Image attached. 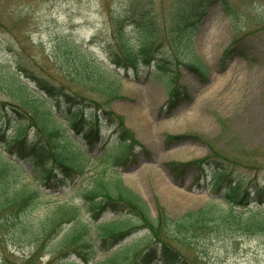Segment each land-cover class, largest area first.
Segmentation results:
<instances>
[{"label": "rangeland", "instance_id": "374dc122", "mask_svg": "<svg viewBox=\"0 0 264 264\" xmlns=\"http://www.w3.org/2000/svg\"><path fill=\"white\" fill-rule=\"evenodd\" d=\"M176 1L0 0V102L11 98L5 89L10 69L19 71L23 81L36 86L34 78L71 84L68 73L73 69L74 56L93 57L113 68L105 52L115 42L111 32L113 17L127 22V34L135 46H143L149 38L145 39L148 34L140 18L142 9H148L151 17L164 26L153 33L157 49L149 67L142 65L138 73L119 69L120 97L111 102L110 108L121 118V125L118 116L107 120V116L99 115V143L89 153L83 172L62 177L65 180L59 187H46L34 180L35 170L24 163L21 178L29 187L39 188L40 196L26 227L30 237L16 235L15 215L9 219L0 214V264L81 263L72 250V240L64 232L67 224L55 235L36 240L45 232L43 221L61 203L76 204L80 207V223L94 227L79 246L87 251L93 243L100 249L95 260L108 254L100 248L96 224L111 218L107 224L111 231L130 228L121 245L130 241L132 248L143 249L163 239L164 225L148 227L146 221H136L118 211L106 210L93 220L85 192L96 179L106 180L118 174L124 185L142 197L152 218L161 206L168 217L177 219L207 200H220V193L210 191L211 173L217 167L231 166L233 178L251 175L255 165L264 170V0H228L232 17L219 3L211 5L193 35L190 50L174 47L177 32L171 29L167 13L177 6ZM232 40L242 55H234L220 68L222 51ZM193 55L206 66V81L199 80L182 61L174 66L177 57L186 61ZM163 58L176 68L174 83L185 86L192 98L170 113L163 106L170 80L164 72L156 76V61L162 62ZM117 124L133 140L124 162L116 159L121 148ZM14 128L15 124L9 123L4 131L12 133ZM26 133L29 144L35 134L30 128ZM212 151L221 154L216 156L218 162H211L205 169L190 165L180 172L181 163ZM57 175L60 180L61 174ZM250 208L253 210L254 205ZM237 229L197 237L199 252L185 243L175 245L196 264H264V233ZM136 259L133 257L130 263Z\"/></svg>", "mask_w": 264, "mask_h": 264}, {"label": "trees", "instance_id": "16d2710c", "mask_svg": "<svg viewBox=\"0 0 264 264\" xmlns=\"http://www.w3.org/2000/svg\"><path fill=\"white\" fill-rule=\"evenodd\" d=\"M176 3L177 6H173L167 14L171 18V29L177 32L174 47L182 50L191 49L193 35L211 5L219 3L230 17L233 16L228 0H177ZM140 12L143 13L140 18L144 20L143 27L148 34L145 39L149 37L143 42V46H135L130 42L126 31L127 22L123 18L111 19V32L115 42L105 52L113 68L93 57L74 56L73 69L68 73L71 84H56L47 78H34L36 86L23 81L19 71L10 69V82L5 89H8L11 98L0 102V214L9 219L12 214L15 215L16 235L26 234L25 237H30L26 227L32 221L30 212L36 207L40 196L37 187H29L23 182V163L28 162L36 171L35 180L48 187H59L65 180L62 177L83 172L89 153L99 143L98 124L102 123L98 120L99 115L102 113L107 116V120L118 116L111 110L110 104L120 97L119 67L126 70L130 68L138 73L142 65H151L152 52L157 47L153 33H157L160 27L164 29V26L151 17L148 9ZM148 15L151 18H143ZM233 54L242 55V52L232 40L222 52L220 68L226 65ZM181 61L199 79L207 80L208 70L196 56ZM156 63L158 71L170 69L168 61ZM167 75L171 79V85L164 106L167 113H170L192 98L185 86L174 83L177 75L175 72L167 71ZM118 118L121 125V118ZM9 123L15 124L12 133L4 131V126ZM120 125L117 124L121 129ZM28 128L35 134L34 141L29 144L26 140ZM127 132L121 129L119 133L121 148L119 147L116 159L120 161H125L129 156V147L133 142ZM216 156L221 154L212 151L204 157L181 163L178 168L180 172L190 165L205 169L211 162H218ZM253 167L251 175L238 178L232 177L231 166L221 165L214 169L211 173L210 191L220 193V200H207L204 205L195 210H187L177 219L168 217L161 206H158L157 216L152 218L142 197L124 185L118 176L109 175L106 180L96 179L95 185L85 192L89 201L88 209L92 211L94 219L106 208H111L136 217L139 222L146 221L148 227L164 225L163 239L143 249L132 248L130 243L113 248L114 244H120L128 231L114 233L107 227L108 223H102L98 226L100 248L108 254L104 259L95 260L100 249L93 243L87 251L80 248L82 238L89 234L92 227L80 223V207L68 203L58 204L52 210L51 215L43 221L45 232L39 234L36 240L55 235L58 229L67 224L64 232L68 235L67 239L73 242L72 250L81 259V263L74 262L76 264H131L136 256L133 264H196L192 258L179 252L175 244L185 243L194 252H199L200 241L197 239L198 242H195L196 238L209 232L218 235L226 229L242 228L252 233H264V207L261 206L264 204V170L261 166ZM59 173L60 180L57 179ZM196 179L199 180V175ZM250 205H254L253 210Z\"/></svg>", "mask_w": 264, "mask_h": 264}]
</instances>
